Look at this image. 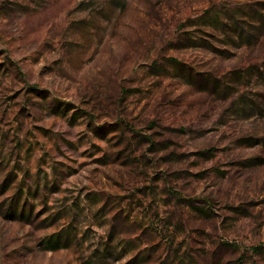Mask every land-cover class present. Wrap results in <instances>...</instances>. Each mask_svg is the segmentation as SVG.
<instances>
[{"label": "rangeland", "instance_id": "374dc122", "mask_svg": "<svg viewBox=\"0 0 264 264\" xmlns=\"http://www.w3.org/2000/svg\"><path fill=\"white\" fill-rule=\"evenodd\" d=\"M0 264H264V0H0Z\"/></svg>", "mask_w": 264, "mask_h": 264}, {"label": "trees", "instance_id": "16d2710c", "mask_svg": "<svg viewBox=\"0 0 264 264\" xmlns=\"http://www.w3.org/2000/svg\"><path fill=\"white\" fill-rule=\"evenodd\" d=\"M17 207L13 208V209H10V213L11 215H16V211H17ZM12 211V212H11ZM253 250L255 251H261L262 250V246L259 245V246H252Z\"/></svg>", "mask_w": 264, "mask_h": 264}]
</instances>
